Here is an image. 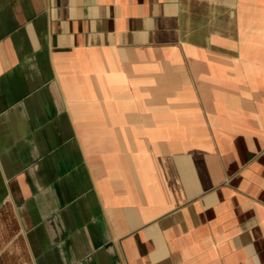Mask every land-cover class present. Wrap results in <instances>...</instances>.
I'll return each mask as SVG.
<instances>
[{
    "label": "crops",
    "instance_id": "1",
    "mask_svg": "<svg viewBox=\"0 0 264 264\" xmlns=\"http://www.w3.org/2000/svg\"><path fill=\"white\" fill-rule=\"evenodd\" d=\"M0 264H264V0H0Z\"/></svg>",
    "mask_w": 264,
    "mask_h": 264
}]
</instances>
